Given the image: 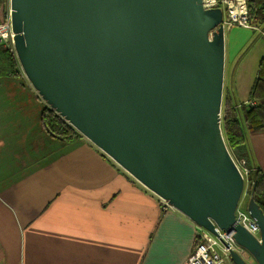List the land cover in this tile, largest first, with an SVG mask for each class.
<instances>
[{"label": "water", "instance_id": "water-1", "mask_svg": "<svg viewBox=\"0 0 264 264\" xmlns=\"http://www.w3.org/2000/svg\"><path fill=\"white\" fill-rule=\"evenodd\" d=\"M23 73L52 109L135 180L264 264L236 219L245 189L223 130L225 25L203 0H9ZM231 250L234 264H250Z\"/></svg>", "mask_w": 264, "mask_h": 264}, {"label": "crops", "instance_id": "crops-1", "mask_svg": "<svg viewBox=\"0 0 264 264\" xmlns=\"http://www.w3.org/2000/svg\"><path fill=\"white\" fill-rule=\"evenodd\" d=\"M261 30L225 26L224 101L249 104ZM45 105L20 65L18 75L0 73V264H182L199 225L87 137L52 135ZM246 146L248 163L264 173V130L248 132Z\"/></svg>", "mask_w": 264, "mask_h": 264}, {"label": "trees", "instance_id": "trees-1", "mask_svg": "<svg viewBox=\"0 0 264 264\" xmlns=\"http://www.w3.org/2000/svg\"><path fill=\"white\" fill-rule=\"evenodd\" d=\"M8 0H0V18ZM249 20L264 28V0H247ZM6 13V12H5ZM0 73L19 74V61L15 50L0 43ZM254 103L234 104L227 97L223 115V130L228 146L238 159H246L249 194L264 211V173L259 168H252L248 163L249 153L246 146L248 132L264 130V58L260 63L259 74L251 89ZM42 120L46 129L54 136L67 142H75L83 137L73 125L52 109L48 104L42 111Z\"/></svg>", "mask_w": 264, "mask_h": 264}, {"label": "built area", "instance_id": "built-area-1", "mask_svg": "<svg viewBox=\"0 0 264 264\" xmlns=\"http://www.w3.org/2000/svg\"><path fill=\"white\" fill-rule=\"evenodd\" d=\"M203 3L206 8L215 6L222 8V22L225 26L237 25L245 28L260 29V27L249 20L247 0H203ZM7 18V20L0 19V43L15 50L11 19L10 16ZM261 31L264 32L263 30ZM248 103L254 102L250 100ZM233 157L245 178V182H247L250 169L246 167V161L238 159L234 155ZM164 202L169 205L167 201L164 200ZM236 219L253 233L257 234L259 232L256 219L252 217L248 207L242 208L240 203L236 210ZM216 230L218 235L204 228V231H201V234L198 236V241L193 251L182 264H221L231 257L230 253L232 249L240 250L244 253V248L237 243L233 233H227L217 226Z\"/></svg>", "mask_w": 264, "mask_h": 264}, {"label": "rangeland", "instance_id": "rangeland-1", "mask_svg": "<svg viewBox=\"0 0 264 264\" xmlns=\"http://www.w3.org/2000/svg\"><path fill=\"white\" fill-rule=\"evenodd\" d=\"M9 9H10V2H9V0H8V2H7V4H6V8H5V11H4V13H2L1 14V20H7L8 18V16H9ZM6 12V13H5ZM0 20V21H1ZM84 136V135H83ZM230 151L232 152V150L230 149ZM106 154V153H105ZM232 155H234L233 153H232ZM235 156V155H234ZM236 157V156H235ZM111 158V157H110ZM112 159V158H111ZM115 162V161H114ZM131 176V175H130ZM131 178H133L132 176H131ZM134 179V178H133ZM135 180V179H134ZM146 188V187H145ZM248 188H249V182L247 181L246 182V184H245V189H244V192H243V194H242V197H241V200H240V204H241V207L243 208V207H248V203H247V205H246V202H247V199H248V197L250 196V192H249V190H248ZM147 189V188H146ZM148 190V189H147ZM150 191V190H149ZM151 192V191H150ZM250 198H251V196H250ZM199 230L200 231H204V228H202V227H200L199 226ZM244 255H245V253H244ZM250 260H252L253 262H251L250 264H259L258 263V261H256V259L253 257V256H250Z\"/></svg>", "mask_w": 264, "mask_h": 264}, {"label": "bare ground", "instance_id": "bare-ground-1", "mask_svg": "<svg viewBox=\"0 0 264 264\" xmlns=\"http://www.w3.org/2000/svg\"><path fill=\"white\" fill-rule=\"evenodd\" d=\"M10 11H11V9H9V16H10ZM10 18H11V16H10ZM19 65H20V63H19ZM225 75V74H224ZM225 106V101L223 102V109H222V116L224 115V107ZM82 134V133H81ZM83 135V134H82ZM104 152V151H103ZM113 160V159H112ZM114 161V160H113ZM259 227V226H258ZM250 231V230H249ZM252 232V231H251ZM253 233V232H252ZM253 234H255V233H253ZM256 236H260V228H259V232L257 233V234H255ZM260 238V237H259Z\"/></svg>", "mask_w": 264, "mask_h": 264}]
</instances>
